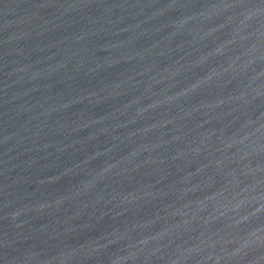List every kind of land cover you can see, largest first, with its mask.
Segmentation results:
<instances>
[{
	"label": "water",
	"instance_id": "obj_1",
	"mask_svg": "<svg viewBox=\"0 0 264 264\" xmlns=\"http://www.w3.org/2000/svg\"><path fill=\"white\" fill-rule=\"evenodd\" d=\"M0 264H264V0H0Z\"/></svg>",
	"mask_w": 264,
	"mask_h": 264
}]
</instances>
